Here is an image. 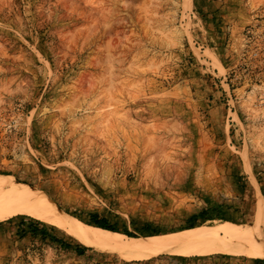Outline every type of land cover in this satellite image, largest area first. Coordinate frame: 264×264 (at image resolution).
Returning a JSON list of instances; mask_svg holds the SVG:
<instances>
[{"label": "rangeland", "instance_id": "1", "mask_svg": "<svg viewBox=\"0 0 264 264\" xmlns=\"http://www.w3.org/2000/svg\"><path fill=\"white\" fill-rule=\"evenodd\" d=\"M0 178L139 239L250 232L261 195L264 238V0H0ZM32 220L0 222V264H264L126 258Z\"/></svg>", "mask_w": 264, "mask_h": 264}, {"label": "bare ground", "instance_id": "2", "mask_svg": "<svg viewBox=\"0 0 264 264\" xmlns=\"http://www.w3.org/2000/svg\"><path fill=\"white\" fill-rule=\"evenodd\" d=\"M259 199L250 232L229 222L221 227L191 228L139 239L95 226H86L77 218L63 213L45 192L29 185H19L14 180L0 178V222L18 215H28L78 237L99 251H114L122 257L132 259L165 252L181 256L223 253L264 259V238L259 231L263 221L261 195Z\"/></svg>", "mask_w": 264, "mask_h": 264}, {"label": "trees", "instance_id": "3", "mask_svg": "<svg viewBox=\"0 0 264 264\" xmlns=\"http://www.w3.org/2000/svg\"><path fill=\"white\" fill-rule=\"evenodd\" d=\"M32 221L34 223V226H33V229H32V234L36 235L37 232H36L35 228H37L40 223H39L38 220H32ZM90 224L95 226V227L103 228V229L114 231V232H124V231H121L120 229L116 228V226H114L113 224H111L110 221L108 220V218L101 217V216L96 215V214L91 216ZM40 231H41V233H45V229H44L43 226H42V228H40ZM124 233L128 234V232H124ZM51 240L59 241L57 238H51ZM79 249H80L79 252L83 253L85 248L82 247V246H79Z\"/></svg>", "mask_w": 264, "mask_h": 264}]
</instances>
